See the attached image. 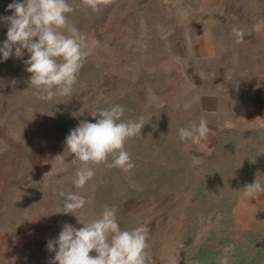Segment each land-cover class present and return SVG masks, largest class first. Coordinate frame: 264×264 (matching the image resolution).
<instances>
[{
  "label": "rangeland",
  "instance_id": "1",
  "mask_svg": "<svg viewBox=\"0 0 264 264\" xmlns=\"http://www.w3.org/2000/svg\"><path fill=\"white\" fill-rule=\"evenodd\" d=\"M12 2L0 0V17ZM68 3L69 22L98 41L71 95L38 99L30 54H0V264H49L47 243L62 226L82 227L106 205L121 229L149 227L151 264H219L228 244V264L245 251L264 264V192L244 189L256 179L264 187V0H104L98 11ZM6 34L0 20V47ZM113 105L146 121L125 142L134 167H109V156L77 188L66 136ZM201 119L207 139L181 141L178 130ZM61 193L87 203L56 213Z\"/></svg>",
  "mask_w": 264,
  "mask_h": 264
},
{
  "label": "clouds",
  "instance_id": "2",
  "mask_svg": "<svg viewBox=\"0 0 264 264\" xmlns=\"http://www.w3.org/2000/svg\"><path fill=\"white\" fill-rule=\"evenodd\" d=\"M102 2L104 0H82L83 5L93 11H98ZM6 11L12 14L0 17L7 25V38L0 47L2 59L19 57L22 50H26L30 55L24 61L25 70L31 74L29 83L36 89L37 98L52 101L58 96L71 95L84 61L98 44L69 22L68 14L74 12L72 5L68 0H13ZM232 32L238 40H243V30L233 27ZM124 111L120 105L101 109L95 114L94 123L80 120L66 136V148L80 165L73 178L77 188H83L94 177L92 165L106 163L109 156L113 157L109 167L124 171L134 167L130 153L125 150V142L141 134L146 121L143 117L136 121L125 120ZM209 131L207 120L201 119L198 124L193 122L181 127L178 134L181 141L198 145L207 139ZM244 189L250 196L264 192L257 179ZM61 195L65 199L56 213L74 215L87 203L80 194ZM117 211L116 206L106 205L97 218L87 223L78 221L82 227L65 223L58 237L47 243V250L55 253L49 264H151L147 251L149 227L140 225L123 230ZM234 249V244H228L219 264H228L227 253ZM93 252L95 255H91Z\"/></svg>",
  "mask_w": 264,
  "mask_h": 264
},
{
  "label": "trees",
  "instance_id": "3",
  "mask_svg": "<svg viewBox=\"0 0 264 264\" xmlns=\"http://www.w3.org/2000/svg\"><path fill=\"white\" fill-rule=\"evenodd\" d=\"M241 255V254H240ZM238 264H252V259L250 255H246V251L236 259ZM211 264V263H210Z\"/></svg>",
  "mask_w": 264,
  "mask_h": 264
}]
</instances>
